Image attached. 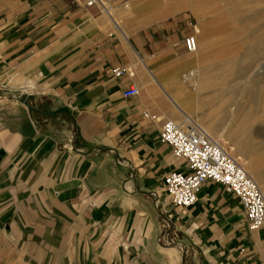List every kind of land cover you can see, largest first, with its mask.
<instances>
[{
	"label": "crops",
	"instance_id": "0c3cea01",
	"mask_svg": "<svg viewBox=\"0 0 264 264\" xmlns=\"http://www.w3.org/2000/svg\"><path fill=\"white\" fill-rule=\"evenodd\" d=\"M89 1L0 0V264H264V226L222 185L187 208L164 190L186 163L163 122L207 124L186 78L207 66L185 45L198 20Z\"/></svg>",
	"mask_w": 264,
	"mask_h": 264
},
{
	"label": "rangeland",
	"instance_id": "374dc122",
	"mask_svg": "<svg viewBox=\"0 0 264 264\" xmlns=\"http://www.w3.org/2000/svg\"><path fill=\"white\" fill-rule=\"evenodd\" d=\"M159 1L169 7L184 8L176 13L190 14L193 21L199 22V34L195 36L198 49L193 54L201 56L191 61H200L202 66H207L192 70L186 78L192 81L199 96L201 109L198 112L205 116L207 124L191 112L188 117L234 156L238 147L228 133L235 128L237 119L242 121L243 127L237 131V136L244 149L241 151L243 161L238 160L243 165L245 161L254 162L264 183V0H189L186 5L177 0ZM254 91L262 92L261 100L255 104L253 101L247 103L246 94ZM239 106H245L240 113ZM219 130L226 131L224 140L216 137Z\"/></svg>",
	"mask_w": 264,
	"mask_h": 264
},
{
	"label": "built area",
	"instance_id": "2783aa9c",
	"mask_svg": "<svg viewBox=\"0 0 264 264\" xmlns=\"http://www.w3.org/2000/svg\"><path fill=\"white\" fill-rule=\"evenodd\" d=\"M185 45L189 52L198 49L194 35L185 39ZM114 73L119 75L122 70L116 68ZM138 93L137 86L124 91L125 96ZM161 139L172 147L176 159L186 163L185 170H171L164 177V190L176 207L193 206L203 183L212 180L239 199L250 229L264 226V193L259 183L220 141L189 117L180 122L164 121Z\"/></svg>",
	"mask_w": 264,
	"mask_h": 264
},
{
	"label": "bare ground",
	"instance_id": "6f19581e",
	"mask_svg": "<svg viewBox=\"0 0 264 264\" xmlns=\"http://www.w3.org/2000/svg\"><path fill=\"white\" fill-rule=\"evenodd\" d=\"M179 2V4H183V5H186L189 3V0H177ZM194 74L192 73V76ZM241 96H244V95H241ZM246 97L248 98V100H246L247 103H250L251 101L254 102V104L257 102V101H260L261 98H262V92L258 91V92H248L246 94ZM246 106V105H245ZM245 106L241 107L239 106L238 107V112H242V110H244ZM242 119V118H241ZM235 128L231 129V131H229L228 133V136L230 138H234L236 140V146L238 147L236 149V152L234 153L236 158L237 159H240L242 160L241 158V155H243L241 153V151H243L244 149L241 148V142H240V139L238 138L237 136V131L243 127V122L242 121H238V119L235 121ZM208 129L213 132V129L210 127V126H207ZM214 128V127H213ZM249 128V127H248ZM244 130V129H243ZM226 131L225 130H219L218 133H216V137L219 139V140H224V137H223V133H225ZM240 133V132H239ZM246 139V138H245ZM244 140V139H243ZM247 141V140H246ZM245 141V142H246ZM248 147V146H247ZM246 149H249V148H246ZM235 151V150H234ZM249 153V151H247ZM243 161V160H242ZM244 166L247 170V172H250L252 174V176L254 177L255 180L258 181V183L260 184V187L262 189V191L264 190V183L262 182V178L260 177V175L258 174V169H257V165L254 163V162H249V161H245L244 163ZM264 193V191H263Z\"/></svg>",
	"mask_w": 264,
	"mask_h": 264
}]
</instances>
